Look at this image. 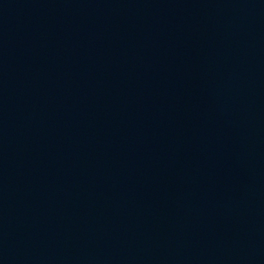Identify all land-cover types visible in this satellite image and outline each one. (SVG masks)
I'll return each instance as SVG.
<instances>
[{
  "label": "water",
  "instance_id": "obj_1",
  "mask_svg": "<svg viewBox=\"0 0 264 264\" xmlns=\"http://www.w3.org/2000/svg\"><path fill=\"white\" fill-rule=\"evenodd\" d=\"M0 264H264V0H0Z\"/></svg>",
  "mask_w": 264,
  "mask_h": 264
}]
</instances>
